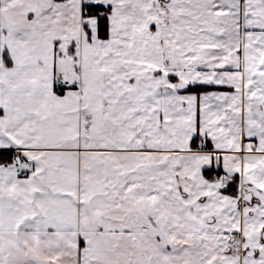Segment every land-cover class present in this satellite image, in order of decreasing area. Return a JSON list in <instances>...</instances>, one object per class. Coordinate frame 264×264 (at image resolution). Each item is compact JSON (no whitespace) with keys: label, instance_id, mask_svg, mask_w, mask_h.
<instances>
[{"label":"snow or ice","instance_id":"obj_1","mask_svg":"<svg viewBox=\"0 0 264 264\" xmlns=\"http://www.w3.org/2000/svg\"><path fill=\"white\" fill-rule=\"evenodd\" d=\"M0 264H264V0H0Z\"/></svg>","mask_w":264,"mask_h":264}]
</instances>
